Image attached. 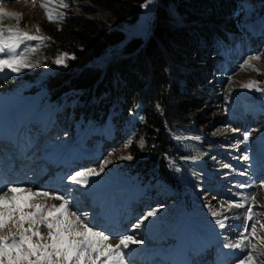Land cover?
<instances>
[{
  "label": "rangeland",
  "instance_id": "obj_1",
  "mask_svg": "<svg viewBox=\"0 0 264 264\" xmlns=\"http://www.w3.org/2000/svg\"><path fill=\"white\" fill-rule=\"evenodd\" d=\"M60 2L0 0V8L15 14H0L4 38L11 35L9 28L47 38L52 30L56 34L55 38L51 36L54 42L74 43L62 35L59 25L65 14L79 13L76 0H63L67 8L60 7ZM42 4L62 18L49 21ZM154 7L155 2L142 7L135 22L129 17L109 20L101 12L91 18L119 23L126 40L132 36L146 38ZM197 23L213 30L218 27L224 39L219 41L217 54L206 62L189 58L190 77L201 72L207 80L201 88L205 99L200 108L202 116L192 113L191 123H185L192 124L193 131L168 124L165 129L180 149L186 150L189 141L201 145L204 153L190 158L164 153L172 182L160 172V161L149 162L144 171H136L133 160L141 156L145 141L132 137L129 126L120 127V134L112 128L110 117L104 119L100 113L75 120L77 114L72 107L82 92L64 98L69 107L62 102L45 105L37 95L28 94L34 82L24 76L31 74V67L0 72V186L25 189L9 193L11 199L0 201V207L10 213L3 217L8 224L4 233L11 229L19 238L22 229L14 227L13 220H20L22 227L28 228L24 214L36 211L31 205H45L40 212L47 217L51 205L60 203L33 192H71L69 199L76 207L70 204L69 208L86 214L89 226L104 231L110 236L109 242L118 243L120 235L142 241L122 249L126 264H239L248 252L253 253L255 264H264V20L260 17L257 22L238 24L227 16ZM43 41L23 40L15 52L25 57ZM0 58L7 57L0 54ZM250 82L256 87H243ZM115 106L113 101L114 115ZM94 109L89 106V112ZM155 112H161L159 105L154 106ZM195 119L203 123L193 124ZM246 132L251 135L244 141ZM125 156L132 159H121ZM101 165L103 172L88 176L86 185L68 179L79 171H99ZM242 184L251 186L240 187ZM244 197L252 199L245 201ZM233 202H243L245 207L229 209L228 204ZM247 208L252 209L251 220ZM149 211H155V215L143 219ZM211 211H219L221 216L213 217ZM51 214L58 216L59 212ZM217 219L223 220L224 227L216 224ZM251 225H255V233ZM37 227L44 239L34 236L32 243H50L48 229L37 224L32 230ZM242 233L248 237L243 241L245 247H224L240 242ZM82 264H87L86 256Z\"/></svg>",
  "mask_w": 264,
  "mask_h": 264
},
{
  "label": "trees",
  "instance_id": "obj_2",
  "mask_svg": "<svg viewBox=\"0 0 264 264\" xmlns=\"http://www.w3.org/2000/svg\"><path fill=\"white\" fill-rule=\"evenodd\" d=\"M145 2L76 0L79 13L65 14L59 25L62 35L74 43L54 42L51 36L56 34L48 31L49 38L41 46L25 53L32 72L24 78L34 82L28 94L37 95L45 105L62 102L69 107L64 98L82 92L72 107L75 120L100 113L104 119L110 117L112 128L120 134V127L129 126L132 137L145 141L141 156L133 160L136 171L160 161V172L172 182L164 153L190 158L204 153V148L187 141L188 148L180 149L165 124L193 131V125L185 123H191L192 113L202 116L200 108L205 99L201 88L207 80L201 72L190 77L189 58L206 62L217 54L219 41L224 39L218 27L213 30L197 22L227 16L238 24L257 22L260 17L264 20V0H152L155 7L149 35L128 40L119 23L91 18L101 12L109 20L129 17L135 22ZM62 55L64 63L57 66L55 61ZM113 101L115 115L111 114ZM90 105L95 108L91 112ZM155 105L161 107L160 113H154ZM195 122L203 123L201 119Z\"/></svg>",
  "mask_w": 264,
  "mask_h": 264
},
{
  "label": "snow or ice",
  "instance_id": "obj_3",
  "mask_svg": "<svg viewBox=\"0 0 264 264\" xmlns=\"http://www.w3.org/2000/svg\"><path fill=\"white\" fill-rule=\"evenodd\" d=\"M152 0H146L145 5L142 7H147ZM41 7L45 9L46 16L49 21L54 19L62 18V14L54 15L53 11L48 7L47 4H42ZM60 7L67 8L68 5L60 2ZM0 14L5 16H13L15 14L5 12L0 8ZM39 31V29H37ZM11 33L7 38L3 36V29H0V54H4L7 58H0V72L5 68L10 69L12 72H18L22 67H30L26 62V58L19 54H16L15 49L19 47V44L23 40H38L43 41L48 39L47 37H42L39 35H30L27 31H18L11 28L8 29ZM34 50V49H33ZM259 59V57H255ZM55 63H64V57L61 56L56 59ZM248 62L245 61V65ZM245 65H241L244 67ZM245 88L256 87L255 82H250L243 85ZM141 119H143L141 117ZM251 133H245L243 140L247 141ZM130 141L125 143V147L130 145ZM121 159L131 160V156L121 157ZM247 159V157H245ZM109 163L105 161L104 164ZM227 167V166H226ZM104 165L100 166V170L88 169L86 171L76 172L75 175L70 176L68 179L76 184H87L88 176H98L100 172H103ZM251 185H240V187H250ZM17 191L23 192L25 189L17 188L11 185L0 186V201L5 199H11L9 193H16ZM31 192V189H27ZM32 195H43L45 198L54 199L60 201L59 205L53 204L49 209V215L47 217H42L40 210L45 207V205H31L36 211L25 213V219L28 223V228L22 227V222L20 220H13V226L22 229L19 232V238H16V234L11 232L9 229L8 233H4L3 229L8 227L7 222L3 219L4 216L9 215L8 210L0 207V264H82V258L87 257V264H126L125 252L122 249H127L130 244H139L142 241L134 239L130 235H120L119 241L113 244L110 241V236L105 235L102 230H95L90 227L91 221L87 219V215L78 212V210H71L69 205L72 201L69 199L71 192L65 193L63 195L52 194L48 192L36 193L33 192ZM245 201L252 199V197H244ZM75 208V204H72ZM221 207H224L223 205ZM229 209L244 208L245 204L243 202H233L229 203L227 206ZM52 211L59 212L58 216H52ZM248 219H252V209L247 208ZM155 215V211H149L143 217L147 219ZM213 217L221 216L219 211H211ZM227 219V217H224ZM37 224L43 225L48 229V238H50V243H32V237L41 236L39 228L33 227ZM216 224L220 227H224L223 220L217 219ZM251 227L252 233H255V225ZM247 230V229H246ZM29 232L31 233L29 235ZM44 237L41 236V240ZM248 239L243 233L241 234V241L234 244H225L226 248H237L240 249L245 247L243 241ZM94 254V256H93ZM8 258L7 260L5 258ZM35 257L33 260L32 258ZM103 258V259H102ZM255 264V259L252 252H248L244 255L243 259L239 261V264Z\"/></svg>",
  "mask_w": 264,
  "mask_h": 264
},
{
  "label": "bare ground",
  "instance_id": "obj_4",
  "mask_svg": "<svg viewBox=\"0 0 264 264\" xmlns=\"http://www.w3.org/2000/svg\"><path fill=\"white\" fill-rule=\"evenodd\" d=\"M137 255H138V254H137ZM141 257H142V256H141ZM147 257L149 258V257H151V255H147ZM147 257H146V255H145V257H144V258H147ZM142 258H143V257H142ZM188 258H189V257H188Z\"/></svg>",
  "mask_w": 264,
  "mask_h": 264
}]
</instances>
